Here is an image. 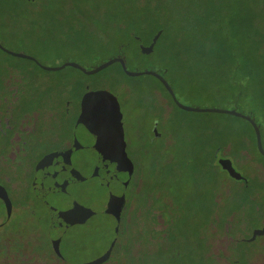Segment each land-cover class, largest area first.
I'll list each match as a JSON object with an SVG mask.
<instances>
[{
    "label": "rangeland",
    "instance_id": "obj_1",
    "mask_svg": "<svg viewBox=\"0 0 264 264\" xmlns=\"http://www.w3.org/2000/svg\"><path fill=\"white\" fill-rule=\"evenodd\" d=\"M213 1L220 13L228 5ZM148 2L39 0L32 7L28 0H0V44L24 52L26 36L45 41L67 28L82 32L106 19L123 27L129 14L135 21ZM180 3L181 16L183 10L205 7L198 0ZM234 5L241 27L230 37L264 54V0H234ZM106 52L100 57H112V50ZM35 55L47 67L59 62L41 50ZM158 57L153 54L142 64L158 63ZM140 60L132 58L129 68L138 63L141 68ZM6 61L27 73H10L0 83V186L13 209L6 212L0 200V264H67L66 254L78 264H105L102 259L112 249L111 264H264V165L243 122L180 111L150 77H125L115 65L84 76L80 92L69 93L58 84L74 75L69 68L46 72ZM95 94L113 97L119 105L126 131L123 151L134 163L132 181L122 187L115 177L118 163L110 158L111 148L85 144L81 162L49 165L48 194L35 189L37 167L74 148L82 104ZM153 121H159L158 136L150 134ZM222 158L250 185L233 181L217 164ZM121 198L123 228L114 237L110 207Z\"/></svg>",
    "mask_w": 264,
    "mask_h": 264
},
{
    "label": "trees",
    "instance_id": "obj_2",
    "mask_svg": "<svg viewBox=\"0 0 264 264\" xmlns=\"http://www.w3.org/2000/svg\"><path fill=\"white\" fill-rule=\"evenodd\" d=\"M147 1V6L134 15L136 20L132 21L133 17L129 14V23H124L123 27L106 19L96 23V27L86 26L82 32L67 28L66 31L52 34L45 41L32 35L26 36L27 42L22 41L25 51L21 53L34 57L44 65L40 55H35L41 50L53 57L54 62L59 60L51 65L53 67L66 61L75 62L86 70L94 69L112 58H121L129 71L149 70L159 74L169 84L177 101L182 105L195 108H225L246 115L257 125L264 150V121L259 117L258 110L261 108L264 116V54L258 53L256 48L246 46L241 39L230 37V31L241 27L234 0H224L228 5L221 13L213 0H198L205 7L183 10V16L181 0ZM187 1L195 3L197 0ZM38 2L39 0H35L31 6L34 7ZM153 3L154 5H151ZM107 49L112 50V57H100V54L107 53ZM61 53H66L67 57L61 58ZM153 54L159 55L158 63L142 64L144 59ZM132 58L141 59V68H137L139 63L129 68ZM6 59L20 61L26 63V67L33 66L41 70L33 62L13 58L0 50V83L3 78L9 77L10 73H27L26 69L9 64ZM114 65L118 72L125 76L120 65ZM69 69L74 75L59 80L58 84L71 90L69 93L80 92V86L77 85L81 84L86 75ZM75 75H79V78ZM147 77L158 84L169 103L176 108L162 84L154 77ZM204 102L211 104L205 106ZM214 115L243 122L252 135V147L264 165V157L257 151L251 125L243 119L229 115ZM110 260L111 255L105 264H111Z\"/></svg>",
    "mask_w": 264,
    "mask_h": 264
},
{
    "label": "water",
    "instance_id": "obj_3",
    "mask_svg": "<svg viewBox=\"0 0 264 264\" xmlns=\"http://www.w3.org/2000/svg\"><path fill=\"white\" fill-rule=\"evenodd\" d=\"M28 1L30 3H33L35 0H28ZM0 50L3 53H5V54H7L13 58L33 62L37 67H39L41 70L46 71V72H57V71L64 70L65 68H72V69L80 71L82 74H84L86 76H93V75H96V74L102 72L103 70L109 68L110 66L118 63L120 65L123 73L125 74V76H127L129 78H136V77H140V76L154 77L155 79H157L162 84V86L164 87V89L166 90L168 95L170 96L172 102L174 103L176 108L179 109L180 111L190 112V113L225 114V115H229V116L240 118V119L247 121L251 125V127L254 131L255 144H256L257 151L259 152V154L262 157H264V150H263L262 143H261L260 131L252 119H250L246 115L239 113L235 110H225V109H218V108H195V107H189V106L182 105L181 103H179L177 101V99H176L172 89L170 88L169 84L156 72L149 71V70L140 71V72L129 71V70H127L125 63L121 58H112V59L102 63L98 67L91 69V70H86L85 68H83L82 66H80L79 64H77L75 62H65L62 65L57 66V67H47V66L40 64L34 57L29 56V55L24 54V53H21V52H13V51L7 50L1 44H0ZM98 100L103 101V109L102 110L99 106H97L94 103L95 101H98ZM83 117H109L107 120L111 121V123H113V124H110L114 127V128H112V127L111 128L115 129L114 132L112 133V136H110V138H108V139L106 138L107 140L103 139V138L102 139L97 138V142L99 143V141L106 140L105 143H106L107 147L115 148V152H113L114 154L112 155V157H114L118 163L117 167L115 168V173H117V175L115 177L118 179V181L122 185V187H126L128 182L130 181L132 175H133V165H132L131 161L126 157V155L122 149L123 136H122L120 128H119L120 127L119 119L121 117V114H120V109H119V105H118L117 101L113 97L98 95V94H95L92 97H88L87 100L85 101V104H84ZM72 156L73 155H70L68 157H60L59 159L61 161H65V160L68 161V160L72 159ZM47 164H48V162L39 168V174L42 173V168ZM217 164L219 165V167L223 171H225L229 175V177L232 180L239 182V183H242V184L249 185V183L246 182L243 179V177L233 168V165L229 159H223V158L218 159ZM0 200H1V202H5L6 212H9V213L12 212V207H10L11 202L9 201V198L7 196L5 189L1 186H0ZM123 201H124L123 198H121L118 200L117 206L110 207V209L113 212V228H112L113 230L112 231L114 233V237L117 236V233H118L119 211L123 206V203H122ZM52 211L55 212L56 210H52ZM58 216H59V214H55L54 219L58 218ZM1 224H2V222H0V225ZM55 225H56V222H53L51 229H50L51 235H53V230H54ZM55 247L57 248V245H55ZM112 247H114V245H112ZM111 252L112 251L110 250L104 255V257L102 259L103 262H105L109 259ZM57 255H58V253H57ZM62 259L67 264H78V262L76 260L72 259L70 257V255H68V254L63 256Z\"/></svg>",
    "mask_w": 264,
    "mask_h": 264
},
{
    "label": "flooded vegetation",
    "instance_id": "obj_4",
    "mask_svg": "<svg viewBox=\"0 0 264 264\" xmlns=\"http://www.w3.org/2000/svg\"><path fill=\"white\" fill-rule=\"evenodd\" d=\"M84 104H85V101L82 104V107H81L82 112H81V115H80L79 124L76 127V131H75V139H74L75 146H74V148L71 151H69V152L65 151V152H62V153H59V154H55L54 156H52L51 158H49L45 162L43 161L41 163V165H39L37 167V170L35 171V174H34L35 175V179L31 183V185H33L35 187V189H38V190L42 191L43 193H45V192L47 194L49 193L47 175H48V171L50 169L49 165L51 163L58 164V162L60 161V159H59L60 157H68L70 155H73L72 159H70L68 161L65 160L66 163H71L73 161L81 162L82 158L86 154L85 152H83L84 151L83 147L86 146L85 144H87L88 146H91V148L95 147L94 149L98 150L99 148H101L103 146H106L105 141L108 138H110V136H112V133L114 132L115 129H112L114 127L112 125H110V124H113V123H111V121L107 120L109 117H83ZM119 122H120V127L119 128H120L121 134L123 136V140H124V137L126 135V131H125L124 126L122 125L123 124L122 123L123 122V117H120ZM158 124H159V121H153L152 127L150 129V134L152 136H158L157 129L155 127ZM137 134H139L141 136H144V135H146V132L144 133L143 130L138 129L137 130ZM97 138H101V139L102 138L103 139L107 138V139L99 141V143H98L97 142ZM122 149H123V146H122ZM97 150L94 153L96 155V157L93 159V163H96L94 168L98 170V167L101 166V165L98 162V156L99 155H97L98 154ZM111 150H113L111 152H112V154H114L113 152H115V148H111ZM91 154L93 155V153H91ZM111 157L112 156H110V158ZM47 162H48V164L45 165L42 168V173L39 174V168L42 167ZM91 162H92V159L89 161L90 165H91ZM132 165H134L133 162H132ZM84 166H86V164H84ZM132 178H133V175H132L131 179ZM131 179H130V181H132ZM130 181L128 182L127 186L129 185ZM43 190H45V192ZM6 193H7V191H6ZM7 196L9 198V201L12 202V199L10 198V195L8 193H7ZM123 211H125V206L123 208H121L120 211H119V226H118V234L117 235L120 234V232H121V230L123 228V223H122L123 222V218L121 217L122 214L124 213ZM11 213H13V209H12ZM53 218H54V215H53Z\"/></svg>",
    "mask_w": 264,
    "mask_h": 264
},
{
    "label": "snow or ice",
    "instance_id": "obj_5",
    "mask_svg": "<svg viewBox=\"0 0 264 264\" xmlns=\"http://www.w3.org/2000/svg\"><path fill=\"white\" fill-rule=\"evenodd\" d=\"M87 103V102H86ZM97 106H99L101 108V110L103 109V101L98 100L94 102Z\"/></svg>",
    "mask_w": 264,
    "mask_h": 264
}]
</instances>
